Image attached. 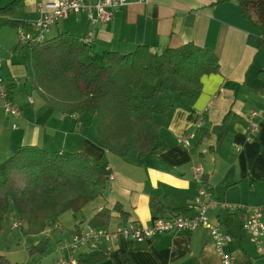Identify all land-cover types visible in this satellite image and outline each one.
Wrapping results in <instances>:
<instances>
[{"label":"crops","instance_id":"crops-1","mask_svg":"<svg viewBox=\"0 0 264 264\" xmlns=\"http://www.w3.org/2000/svg\"><path fill=\"white\" fill-rule=\"evenodd\" d=\"M10 1L0 0V7ZM47 1L21 0L16 20H41L50 12L45 7ZM85 1L94 4L97 0ZM61 32L81 41L89 37V56L99 61L106 52L122 54L141 44L159 53L166 47L193 42L213 51L219 72L202 77V90L194 104L175 98L159 130L160 146L155 153L127 160L96 141L94 119L61 114L45 102L32 86L29 48L18 45L15 26L0 25V77L12 82L11 99L20 109L18 116L9 115L0 100V161L17 146L33 145L49 152L81 151L101 163L111 177L102 194L83 209L80 233L90 227L88 220L98 211L111 216L104 227L109 232L129 222L148 225L156 217L194 213L199 191L194 165L202 167L204 186L216 199L237 206L236 210L219 206L208 210L210 223L225 231L220 223L229 214L239 213L244 220L249 208L259 207L264 224V118H255L256 133L248 135L245 129L251 111L264 109V52L247 44V36L259 35V31L241 16L237 0H126L109 21L91 19L84 11L70 13L52 23L44 37ZM228 111L239 120L219 141L212 128L221 124ZM190 132L194 136L189 146L179 143L178 139ZM151 201L163 209H154ZM116 204L126 213L125 219L114 209ZM61 220L58 217L51 223L55 233L60 232ZM70 231L66 240L57 244L58 259L71 254L79 262L80 257L103 252L105 258L98 264H126L122 254L133 264H221L203 226L162 233L140 243L117 233L95 245H79L74 251L64 248L74 235ZM224 250L231 256V264H264V237L259 250L243 228L238 239L226 241Z\"/></svg>","mask_w":264,"mask_h":264},{"label":"trees","instance_id":"trees-1","mask_svg":"<svg viewBox=\"0 0 264 264\" xmlns=\"http://www.w3.org/2000/svg\"><path fill=\"white\" fill-rule=\"evenodd\" d=\"M20 1L0 7V25H26L15 18ZM237 3L241 16L259 31V35L247 36V44L264 52V0ZM29 54L32 86L45 102L61 114L94 119L96 141L109 153L127 160L155 153L160 146L159 130L175 98L180 96L187 104H194L202 90V77L219 72L213 51L193 42L166 47L159 53L141 44L122 54L106 52L99 61L89 56L88 43L61 32L29 46ZM238 120V115L228 111L221 124L212 128L219 141ZM107 179L101 163L84 152L17 146L0 161V235L10 206L29 234L43 233L66 211L78 220L85 206L102 194ZM160 206L151 201L154 209H163ZM114 209L126 218L120 205H114ZM110 218L108 213L98 211L87 224L104 228ZM81 222L71 229L72 234L80 233ZM242 222V216L233 213L220 225L231 238L238 239ZM46 245L44 236L27 247L28 254L42 257ZM122 257L126 264H133L126 254ZM104 258L103 252L92 253L80 257L79 264H98ZM7 262L0 255V264Z\"/></svg>","mask_w":264,"mask_h":264},{"label":"built area","instance_id":"built-area-1","mask_svg":"<svg viewBox=\"0 0 264 264\" xmlns=\"http://www.w3.org/2000/svg\"><path fill=\"white\" fill-rule=\"evenodd\" d=\"M126 0H97L94 4H89L85 0H48L45 7L50 10L41 20H34L29 23V29L24 30L18 28L17 43L18 45L30 46L42 41L44 35L49 32L52 23L60 18L67 17L70 13L84 11L91 19H100L101 21H109L113 18V12L116 8L123 6ZM86 43L90 41L87 37L84 39ZM11 83H7L0 77V99L2 107L6 113L12 115L19 114V108L11 99L10 91ZM264 118V109L253 110L250 113V120L245 129L248 135L258 131V121L255 118ZM200 126V124H199ZM194 136V132H190L186 136L179 138V143L189 146V140ZM194 180L199 185V191L195 197L197 204L196 211L190 215L175 214L169 217H156L151 220L148 225H140L136 223H125L116 231H107L105 228L89 227L83 232L72 237L68 248L70 251L79 245H95L100 239H109L116 234L122 235L128 241L135 243L144 242L153 237L168 232L191 231L199 226L208 229L213 240L215 249L217 250L221 264H231V256L224 250V244L231 237L219 225L210 223L207 212L214 207L237 209L236 205H229L216 199L210 189L204 186L203 169L200 165L192 166ZM111 177L108 174V178ZM261 209L259 207L249 208L245 219L242 222V228L249 235V239L254 242L257 248L261 249V242L264 237V224L261 222ZM13 226H17L14 224ZM56 264H78L76 258L71 254L59 258Z\"/></svg>","mask_w":264,"mask_h":264},{"label":"rangeland","instance_id":"rangeland-1","mask_svg":"<svg viewBox=\"0 0 264 264\" xmlns=\"http://www.w3.org/2000/svg\"><path fill=\"white\" fill-rule=\"evenodd\" d=\"M30 22L31 21H28L24 26H16L17 35H18V28L28 30L30 28L29 27ZM49 36L50 35H48L47 37ZM19 46L29 48V46H25V45H19ZM19 114H20V109H19ZM9 115L12 114L9 113ZM12 116H16V115H12ZM3 160H5V158L2 159L1 161ZM59 217L62 219L61 221L63 223L62 227L60 228V232L57 231L55 233L53 224H50L45 228L44 232L41 234H36V235L29 234L25 230L24 225H20L18 223V221L16 220L14 209L12 206H10L7 214L4 217L3 231L0 235V255H3L5 259L9 262V263L7 262V264H54V262L58 260L57 258L58 255L55 252L57 244L60 243L61 241L66 240V238L68 237L67 231L69 229H72L76 224V223L74 224V217L71 211H66L62 213ZM80 218L81 215H79L78 221H80ZM14 224H17V226H12ZM62 232L64 233V235H62ZM76 234L77 233H75L74 235ZM44 236H46L47 238L46 254L42 257H39L36 254L29 255L27 251V247H30L38 243ZM71 240L64 247L66 250H71L68 248L69 244L71 243Z\"/></svg>","mask_w":264,"mask_h":264}]
</instances>
